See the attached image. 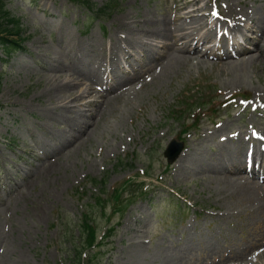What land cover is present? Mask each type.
<instances>
[{"label":"rangeland","instance_id":"1","mask_svg":"<svg viewBox=\"0 0 264 264\" xmlns=\"http://www.w3.org/2000/svg\"><path fill=\"white\" fill-rule=\"evenodd\" d=\"M91 1L101 8L110 0ZM190 1L181 0L180 4ZM171 2L117 0V9L102 27L96 19L86 23L84 10L66 0L7 1L6 10L21 20L27 41L24 53L0 61V264H59L62 255L65 264H71L72 244L79 241L80 220L92 210L85 208L90 205L94 216L87 215L95 221L98 234L109 218L111 225L117 226L103 248L93 251L92 264H200L201 254L195 257L192 252L201 250V234L194 230L178 242L179 230L173 234L169 220L172 209L168 212L161 207L168 195L164 192L172 187L180 189L190 204L214 208L219 217L240 209L249 218L247 201L241 202L231 192L237 188L207 175L214 164L210 156L220 150L212 136L187 157L179 173L177 166L182 160L172 166L166 178L170 182L161 187L165 196L155 202L160 208L138 202L123 220L118 214L100 216L102 207L111 214V192L128 176L137 175L139 168L147 170L146 181L154 184L158 174L167 172L162 150L171 138L178 137L180 128L192 124L190 118L196 113L187 107L181 117H174L182 114L180 100L192 82L202 79L206 86L218 84L222 90L231 84L242 85V81L249 86L264 79L262 68H252L241 78L233 73L228 80L217 67L199 68L192 63L172 68L170 63L161 76L156 72L149 75V85L139 81L133 86L136 91L123 97L88 94L90 83L76 77L69 62L88 60L96 68L94 63L102 59L117 24L125 22L132 28L131 47L155 54L156 48L150 50L142 42L153 44L152 32L159 28L156 22L173 17ZM248 2L259 15L264 13V0ZM142 30L148 32L141 41ZM72 47L79 50L71 54ZM148 55L145 68L152 66L153 70ZM75 70L86 68L77 64ZM209 123L205 120L200 127L199 122L191 132L194 135L199 128L204 133ZM236 126L241 127V122ZM196 139L187 138L192 146ZM123 149L129 155L125 159L120 156ZM131 154V167L115 168L129 162ZM209 159L213 164L207 169L201 163H209ZM230 207L233 209L228 211ZM251 218L255 224L262 221L258 213ZM190 225L200 227L196 222ZM250 230L247 226L244 233ZM258 261L264 264V254Z\"/></svg>","mask_w":264,"mask_h":264},{"label":"bare ground","instance_id":"2","mask_svg":"<svg viewBox=\"0 0 264 264\" xmlns=\"http://www.w3.org/2000/svg\"><path fill=\"white\" fill-rule=\"evenodd\" d=\"M200 10H193L191 12V14H193L195 12V14L197 12H199ZM202 11V10H201ZM202 15V14H201ZM195 22L196 23H201L203 21V18H201L199 21H197V18H194ZM162 34H169V30L166 29V30H156L154 32H152V36H161ZM174 34V32H173ZM172 34V44L170 46H160V48L162 49H170V48H176V46H178L179 44L180 45H183L185 47H187L189 44H190V41H188V37L185 33L182 34V36H174ZM210 36V35H209ZM202 44L201 41H198L196 44H195V48L194 50L190 51L191 54H194V55H198V46ZM258 49L260 51L264 50V46H261V41H259L258 43ZM185 49H188V48H185ZM189 51V50H188ZM243 53L246 55V54H249L250 52L248 50H244ZM229 57L231 56L230 54L228 55ZM163 59L165 60V58H160V61H163ZM190 58L189 57H182V59H180L178 56H174L171 60V66L176 64L177 67H180V66H183V65H188L187 63L189 62ZM261 62V53L260 55L258 54H251L249 59L246 60V62L244 63H247V64H253V63H260ZM102 64V62H101ZM247 64L245 65H242L240 64V66L236 69V71H238L239 73L241 72H249L250 70L247 68ZM119 66V64H118ZM172 68H175L174 66H172ZM235 71V72H236ZM73 72V70H72ZM85 77H88V78H93V77H98V74L95 72V71H91L90 73H88L87 75H85ZM118 96H124V95H128L126 92L122 91L120 94H117ZM183 168V166L181 167ZM219 176H222L221 174L218 173ZM222 179L225 181V180H228V176H222ZM235 181L233 182H230L231 185H233ZM241 185V184H240ZM242 187V185H241ZM244 189H247V192L249 193V189L247 187H245ZM259 198V197H258ZM260 202L262 203L263 200H260ZM262 209H264V206H262ZM250 226L254 227V224L253 222H251Z\"/></svg>","mask_w":264,"mask_h":264},{"label":"trees","instance_id":"3","mask_svg":"<svg viewBox=\"0 0 264 264\" xmlns=\"http://www.w3.org/2000/svg\"><path fill=\"white\" fill-rule=\"evenodd\" d=\"M20 32L21 28L18 21L11 19L7 13H3V1L0 0V35L13 36L18 35Z\"/></svg>","mask_w":264,"mask_h":264}]
</instances>
